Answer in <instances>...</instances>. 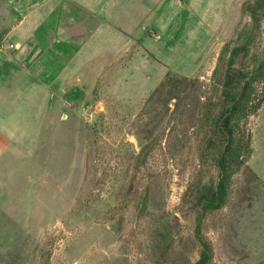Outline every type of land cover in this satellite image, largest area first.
Returning a JSON list of instances; mask_svg holds the SVG:
<instances>
[{"label": "rangeland", "instance_id": "obj_1", "mask_svg": "<svg viewBox=\"0 0 264 264\" xmlns=\"http://www.w3.org/2000/svg\"><path fill=\"white\" fill-rule=\"evenodd\" d=\"M43 6L8 45L0 0V264H264V0Z\"/></svg>", "mask_w": 264, "mask_h": 264}, {"label": "crops", "instance_id": "obj_2", "mask_svg": "<svg viewBox=\"0 0 264 264\" xmlns=\"http://www.w3.org/2000/svg\"><path fill=\"white\" fill-rule=\"evenodd\" d=\"M18 13L20 18L15 26L11 28L7 35V44L13 43L22 44L24 46L26 38L33 32V29L38 25L40 19L47 14L48 9L43 6L40 9H35L44 0H7ZM83 10L96 15L104 22L116 21L118 24L125 25L131 21L130 17L137 13V26L141 24L138 21L144 18L145 15L150 16L151 22L155 26L154 19L161 13L162 5L168 0H73ZM184 1V0H183ZM187 1V0H185ZM151 12L153 14H148ZM25 15V16H24ZM147 24V23H146ZM156 27V26H155ZM158 31V30H157ZM159 32V31H158ZM13 57L8 53L0 52V85H6L12 80L22 83L24 71L22 61L24 60L23 53ZM14 77V79H12Z\"/></svg>", "mask_w": 264, "mask_h": 264}, {"label": "trees", "instance_id": "obj_3", "mask_svg": "<svg viewBox=\"0 0 264 264\" xmlns=\"http://www.w3.org/2000/svg\"><path fill=\"white\" fill-rule=\"evenodd\" d=\"M223 188H224V190H225V186H224ZM200 264H202V263H200Z\"/></svg>", "mask_w": 264, "mask_h": 264}]
</instances>
